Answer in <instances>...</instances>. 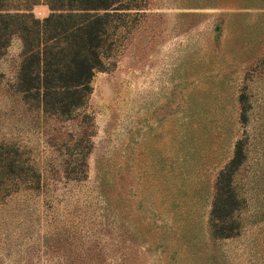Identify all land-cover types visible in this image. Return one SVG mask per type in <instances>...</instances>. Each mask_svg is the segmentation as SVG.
I'll use <instances>...</instances> for the list:
<instances>
[{
	"label": "rangeland",
	"instance_id": "1",
	"mask_svg": "<svg viewBox=\"0 0 264 264\" xmlns=\"http://www.w3.org/2000/svg\"><path fill=\"white\" fill-rule=\"evenodd\" d=\"M133 4L74 119L15 91L17 36L0 57V145L39 173L0 195V264H264V0ZM239 146L240 231L219 238L216 180Z\"/></svg>",
	"mask_w": 264,
	"mask_h": 264
},
{
	"label": "trees",
	"instance_id": "2",
	"mask_svg": "<svg viewBox=\"0 0 264 264\" xmlns=\"http://www.w3.org/2000/svg\"><path fill=\"white\" fill-rule=\"evenodd\" d=\"M133 2L0 0V57L15 36L22 43L15 91L29 106L40 108L45 114L66 119L78 117L79 109L85 107L93 91L96 72L106 71L114 64L111 60L118 49V32L128 16L126 11L137 6ZM41 4L50 10L44 18L33 12ZM19 155L16 146L0 145V195L18 189L16 183L7 182L19 178L18 171L25 170V177L39 180L35 168L17 165ZM86 155L81 160L84 166ZM243 156L239 146L216 180L211 228L219 238H230L240 231V199L233 180Z\"/></svg>",
	"mask_w": 264,
	"mask_h": 264
}]
</instances>
